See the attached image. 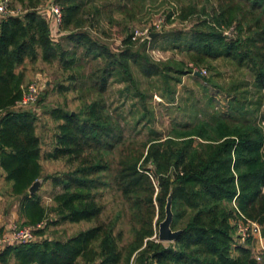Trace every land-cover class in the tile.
<instances>
[{"label":"trees","instance_id":"16d2710c","mask_svg":"<svg viewBox=\"0 0 264 264\" xmlns=\"http://www.w3.org/2000/svg\"><path fill=\"white\" fill-rule=\"evenodd\" d=\"M41 1L12 0L24 12L0 18V168L10 182L22 223L35 225L53 214L35 229L36 234L61 222L95 224L64 240L8 245L0 252V264H130L133 257L136 264H264V255L257 261L250 247L233 245L231 223L236 215L233 201L243 215L264 222V0H177L178 18L194 17L192 27L157 34L142 48L149 44L178 50L194 65L210 69L213 61L223 59L245 68L250 80L230 88L234 95L227 112L197 115L188 123L175 124L165 136L150 128L149 137L140 142L126 138L106 112L102 96L110 81L126 88L135 85L134 65L143 77L160 80L161 97L173 100L171 82L176 84L191 72L179 68L168 73L145 50L132 48L134 29L115 17L133 21L143 0H54L62 11L57 35L71 44L69 49L53 36L51 21L38 11ZM172 15L168 11L166 19ZM103 23L116 30L123 49L112 50L92 36L88 29L108 33ZM229 30L233 34L226 33ZM160 38L165 45L157 44ZM37 58L56 61L65 71L94 62L84 86L98 97L85 101L78 111L51 112L60 122L46 156L64 158L70 169L43 177L60 187L47 207L38 193H28L42 177L38 115L33 105L15 106L24 81L18 68ZM68 88L59 84V89ZM135 91L143 101L144 94ZM115 151L114 162L107 156ZM102 173L112 175L130 213L132 237L122 246L120 234L114 233L117 217L99 220L103 205L96 200V190L107 185ZM170 192L171 229L181 232L165 245L158 241L157 226Z\"/></svg>","mask_w":264,"mask_h":264},{"label":"rangeland","instance_id":"374dc122","mask_svg":"<svg viewBox=\"0 0 264 264\" xmlns=\"http://www.w3.org/2000/svg\"><path fill=\"white\" fill-rule=\"evenodd\" d=\"M52 2L54 0H42L38 6V11L49 18L50 21L48 8ZM102 2L104 0L97 1V3ZM180 5L181 3H178L177 0H143V6L139 9L137 17L133 21L123 20L121 15L116 14L115 18H119L121 22L132 26L134 29L135 36L131 38L134 41L132 45L134 50H145L150 60L158 63L168 73L170 71L174 73L179 68L184 70L191 69V72L181 75L180 81L176 84L171 82V86L175 90V98L173 100L169 99L168 95L161 97L160 92H164V86L160 80L156 79L154 81L143 77L134 65L131 68L136 80L135 85H129L130 87L126 88L124 83L110 81L102 96L106 112L116 124H119L124 136L130 140L139 142L145 140L149 137L150 128L156 130L161 136H165L170 133L175 124L188 123L197 115L207 118L214 110L227 112L230 99L234 95L230 88L240 82L250 80V75L245 68L238 69L233 63L223 59L213 61L212 69H210L206 66L194 65L188 61L184 52L178 50L151 48L149 44L145 49L142 48L141 44L150 39V33L167 34L176 31H187L192 27L195 21L194 17L184 21L178 18ZM9 9H11V13L14 12L15 14H22L25 10L16 2L13 3L12 0ZM168 11L173 12L170 20L166 19ZM102 25L108 32L105 35L96 30H88L94 38L105 42L112 50L123 49L122 38L116 34V30L114 28L109 30L108 25L105 23ZM226 33L233 34V30H229ZM55 37L65 48H71V44L59 37L57 33ZM157 44L163 46L165 45V40L160 38ZM94 67V62H87L79 67H73L65 71L56 61L45 62L37 58L35 61L25 60L18 68L24 73L22 88L31 82H36L40 89L38 99L32 106L38 115L36 133L41 140L40 163L42 165V181L36 193L39 194L41 203L46 207L52 204L51 197L54 193L60 191V187L54 186L50 180H45L43 177L61 174L70 169L64 158L51 160L46 156L54 146V135L57 132L56 126L60 122L52 118L51 112L57 108L72 112L78 111L85 101L90 102L92 98L96 97L94 92L85 90V86L88 85L85 77ZM195 71L199 74V79L194 77L196 75ZM71 75H74V79H70ZM205 79H209L210 83H207ZM59 84L69 88L59 89ZM135 90H140L144 94L143 101H141L139 96L133 94L136 92ZM144 113L146 116L142 118L141 114ZM148 118H152V121H147ZM136 119H139L138 123L135 122ZM107 157L115 162L118 152L115 151V153L113 152ZM101 176L102 180L107 182V185L96 190V200L103 205L99 220L108 222L117 217L114 233L120 234L119 245L122 246L132 237L129 221L130 213L126 202L113 184L112 175L110 173H102ZM9 193L10 187L8 184L0 180L1 222L6 220L2 216L6 217V212L13 210L15 198ZM53 217V214H50L47 219L35 225L22 223V218L18 219L17 223L42 228L45 221L48 222ZM38 224L41 227H36ZM94 224L95 222L93 221L61 222L47 225L44 232L40 235L37 234V236L40 240L45 238L64 240ZM163 244L167 245L168 242H163ZM245 245L250 247L253 258H255V254H259V245L255 240H250ZM133 258L130 264H136ZM260 259L261 256H259V259L255 258L257 261Z\"/></svg>","mask_w":264,"mask_h":264},{"label":"built area","instance_id":"2783aa9c","mask_svg":"<svg viewBox=\"0 0 264 264\" xmlns=\"http://www.w3.org/2000/svg\"><path fill=\"white\" fill-rule=\"evenodd\" d=\"M11 0H0V18L9 15H16L11 13ZM49 17L51 19V31L53 36L59 32L62 20L61 7L55 2L50 3L48 8ZM133 35L132 37H134ZM196 73V71L194 72ZM40 93L39 85L36 82H31L22 88L20 98L15 102L17 107H28L34 105ZM264 190V187H263ZM233 206L236 209V215L232 219L233 226V242L235 245H245L250 240H255L259 245V254H255V258L264 255V222L260 223L243 215L236 207L233 201ZM38 224L36 227H39ZM41 227V226H40ZM35 227L32 225H20L16 220L9 221L5 230L0 233V252L8 245L25 244L37 241L39 238L35 233ZM98 264V263H93Z\"/></svg>","mask_w":264,"mask_h":264},{"label":"water","instance_id":"95a60500","mask_svg":"<svg viewBox=\"0 0 264 264\" xmlns=\"http://www.w3.org/2000/svg\"><path fill=\"white\" fill-rule=\"evenodd\" d=\"M160 33H150L149 37H153ZM197 74V73H195ZM42 179H36L28 188L29 194L36 193L37 189L41 184ZM172 209H171V192L168 194L166 198V204L164 208V218L158 224V241L160 242H174L178 235L180 234L181 230H172L171 229V222H172Z\"/></svg>","mask_w":264,"mask_h":264},{"label":"crops","instance_id":"0c3cea01","mask_svg":"<svg viewBox=\"0 0 264 264\" xmlns=\"http://www.w3.org/2000/svg\"><path fill=\"white\" fill-rule=\"evenodd\" d=\"M0 180H2L4 183L8 184V186L10 187V182H7L5 180L4 173L2 172L1 168H0ZM9 194H11V192ZM0 199H1V197H0ZM15 208H17V210H15ZM7 214H9V216H7ZM2 217L4 220L6 218V220H5V222L4 221L1 222V219H0V233H2L5 230V227L8 225L9 221H11V220L17 221L18 219H20V217L18 215V202L16 199L13 202V210L11 212H6V217L5 216H2Z\"/></svg>","mask_w":264,"mask_h":264}]
</instances>
